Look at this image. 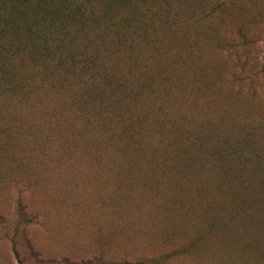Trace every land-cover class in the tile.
<instances>
[{
    "label": "rangeland",
    "instance_id": "obj_1",
    "mask_svg": "<svg viewBox=\"0 0 264 264\" xmlns=\"http://www.w3.org/2000/svg\"><path fill=\"white\" fill-rule=\"evenodd\" d=\"M185 1L180 13L187 24L180 37L190 49L180 52L182 46L173 43L168 53L161 43L156 52L162 68L177 62L186 80L182 89L187 92L177 96L175 105L184 108L199 102L194 119L209 115L224 127L232 122L237 131L264 127V0ZM172 2L175 10L178 4ZM179 57H189V69L180 66ZM191 79L201 83V91H215V97L199 101L202 97ZM150 101L156 104L139 111L143 122L134 121V130L163 118L157 107L168 106L169 99L157 91ZM93 130L90 126L75 143L54 136L55 142L47 147L53 156L49 159L28 150L7 158L0 152V264H86L96 255L108 264L165 254L171 256L159 258L158 264H264V255L257 252L264 247L261 209L251 207L236 217L235 200L223 192H218L219 200L206 192L200 199L199 178L205 174L212 180L206 172L194 178L174 174L181 204L176 206L174 199L163 203L154 186L144 189L134 180L138 174H149L156 185V157L151 159L156 140L150 134L136 144L123 140L118 150L90 138L87 154L81 150L83 158L69 159ZM30 132L38 137L37 129ZM146 160H151L149 171L140 169ZM60 161L62 166L51 171ZM21 165L47 170L25 171ZM168 175L161 177L165 184L172 178ZM191 179L196 182L191 184ZM213 213L221 220L226 217L225 230L209 229L206 220Z\"/></svg>",
    "mask_w": 264,
    "mask_h": 264
},
{
    "label": "trees",
    "instance_id": "obj_2",
    "mask_svg": "<svg viewBox=\"0 0 264 264\" xmlns=\"http://www.w3.org/2000/svg\"><path fill=\"white\" fill-rule=\"evenodd\" d=\"M172 1L178 4L175 10ZM184 3L0 0V152L7 158L28 150L49 159L52 155L47 147L55 142L51 138L75 140L90 126L94 130L86 135L84 146L71 152L69 159L83 158L80 151H88L90 138L118 150L123 140L136 144L152 136L156 140L151 155V159L156 157V185L149 174H138L134 180L144 189L154 186L157 196L164 197H159L163 203L174 199L176 206L181 204L174 174L194 178L206 172L212 180L205 174L199 178L196 188L200 199L206 192L219 200L220 191L235 200L233 216L241 217L251 207L264 212V179L260 178L264 175L263 125L237 131L232 122L224 127L222 121L209 115L194 119L199 102L184 108L175 105L177 96L187 92L182 89L187 83L178 63L169 62L162 68L156 60L161 43L168 53L173 43L182 46L180 52L190 49L186 38L182 41L180 37L187 24L180 13ZM179 59L183 61L180 66L189 69V57ZM198 80L206 84L202 76ZM190 83L202 103L215 97V91H201L196 80ZM157 91L169 99L168 106L159 103L157 107L164 112L163 118L156 117L148 127L140 125L134 130V121L143 122L139 111L156 104L150 97ZM33 128L38 137L30 132ZM61 162L51 171H57ZM150 162H143L140 169L149 171ZM21 167L25 171L47 170V166ZM168 173L174 181L171 178L165 184L161 177ZM189 181L193 184L196 179ZM161 190L163 196L159 195ZM207 218L210 230L226 229V217L221 220L213 213ZM257 252L263 256L264 247ZM169 256L108 264H158L159 258ZM85 263L106 264L101 255Z\"/></svg>",
    "mask_w": 264,
    "mask_h": 264
}]
</instances>
